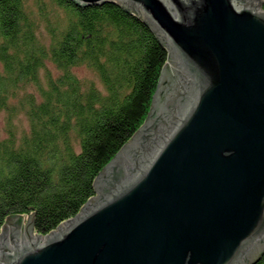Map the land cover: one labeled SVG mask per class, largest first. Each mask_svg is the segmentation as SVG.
I'll return each instance as SVG.
<instances>
[{"label":"water","instance_id":"1","mask_svg":"<svg viewBox=\"0 0 264 264\" xmlns=\"http://www.w3.org/2000/svg\"><path fill=\"white\" fill-rule=\"evenodd\" d=\"M119 4L168 50L150 110L46 234L10 216L0 264H255L264 254V0Z\"/></svg>","mask_w":264,"mask_h":264},{"label":"trees","instance_id":"2","mask_svg":"<svg viewBox=\"0 0 264 264\" xmlns=\"http://www.w3.org/2000/svg\"><path fill=\"white\" fill-rule=\"evenodd\" d=\"M167 60L149 24L119 4L0 0V232L15 214H33L46 234L79 212L144 122Z\"/></svg>","mask_w":264,"mask_h":264},{"label":"rangeland","instance_id":"3","mask_svg":"<svg viewBox=\"0 0 264 264\" xmlns=\"http://www.w3.org/2000/svg\"><path fill=\"white\" fill-rule=\"evenodd\" d=\"M76 72L82 76V77H86V78H95V75L93 74L92 71H90L89 69H87L86 67H79L76 69ZM5 114L1 113L0 114V126L2 128V131L4 134H6V131L4 130L5 128ZM16 124L19 128V130H17L18 132H23L24 128L28 127V122H27V118L24 116V114H21L20 117L18 119H16Z\"/></svg>","mask_w":264,"mask_h":264}]
</instances>
